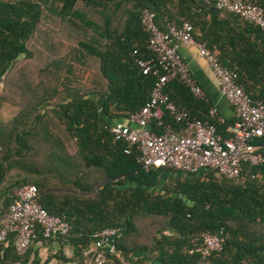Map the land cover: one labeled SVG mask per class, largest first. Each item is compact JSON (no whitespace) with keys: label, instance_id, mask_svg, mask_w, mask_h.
Returning <instances> with one entry per match:
<instances>
[{"label":"trees","instance_id":"trees-1","mask_svg":"<svg viewBox=\"0 0 264 264\" xmlns=\"http://www.w3.org/2000/svg\"><path fill=\"white\" fill-rule=\"evenodd\" d=\"M246 1L264 9V0ZM146 9L165 33L171 24L190 23L196 41L238 73V85L252 100L264 104V30L218 9L214 0H0V106L34 113L26 135L8 142L0 137V219L18 203L22 188L41 182L35 185L39 203L70 225L68 234L50 238L38 225L24 254L15 248L17 233H10L0 264H26L38 244L56 251V264H92L96 235L107 228L122 234L115 239L117 253H108L109 264H264V163H244L238 180L210 168L194 175L145 170L141 152L134 147L127 154L129 144L112 133L114 121L145 106L157 81L138 63L155 58ZM165 93L191 121L209 122L224 136L236 121L212 116L208 97H196L179 78ZM163 112L161 122L151 125L154 133L182 129L165 106ZM36 129L54 140L55 153L67 152V181L60 184L65 195L53 193L44 178L59 173L61 162L49 163V173L14 172L25 158L20 148L27 154L37 148L28 144ZM251 144L264 157V137ZM205 234L222 239L221 251L207 259L191 254Z\"/></svg>","mask_w":264,"mask_h":264},{"label":"built area","instance_id":"built-area-1","mask_svg":"<svg viewBox=\"0 0 264 264\" xmlns=\"http://www.w3.org/2000/svg\"><path fill=\"white\" fill-rule=\"evenodd\" d=\"M214 2L218 9L234 13L264 30L262 7L246 0ZM143 19L150 36L149 48L155 58L139 60L138 63L144 75L153 74L157 81L145 106L129 119L119 121L112 127L115 138L129 144L125 152L130 154L132 148L136 147L141 152L140 161L145 170L158 168L194 175L210 168L233 180L240 179L244 163L254 166L263 164L264 157L257 154L258 148L251 141L264 137V104L252 100L238 85V73L225 68L216 53L210 51L205 43L196 41L195 30L190 23L181 26L171 24L165 33L159 29L155 14L149 9L144 10ZM181 45L197 48L198 55L206 60L213 71L222 95L234 108L236 121L228 127V136L220 134L209 122L191 121L186 112L178 111L165 93L167 84L179 78L196 97L206 96L180 54ZM164 106L183 125L181 130H169L166 134H156L151 130L154 122H161ZM215 114L216 110H211V115ZM38 225L45 229L47 238L66 235L70 231L65 218L50 214L39 203L38 188L28 185L19 191L18 203L12 205L0 219V249L10 233H17L15 248L19 254L26 253L35 238ZM121 235V230L117 228H107L98 233L92 264H109L108 253H117L115 239ZM221 249L220 237L205 234L202 243L193 248L191 254H201L207 259Z\"/></svg>","mask_w":264,"mask_h":264},{"label":"crops","instance_id":"crops-1","mask_svg":"<svg viewBox=\"0 0 264 264\" xmlns=\"http://www.w3.org/2000/svg\"><path fill=\"white\" fill-rule=\"evenodd\" d=\"M180 54L182 55L184 61L189 65L194 79L202 87L206 96L214 105L220 120L222 122H231L235 120L234 108L222 95L220 89L218 88L213 71L206 60L198 55L197 48L192 45H181ZM2 90L3 84H0V92H2ZM14 106H12L10 103H3L0 106V137L2 138V142H4L5 139L6 142H8L13 137H23L26 135L29 129L32 128L31 125L34 114L33 110L31 109L32 111L28 110L24 112L23 107L20 108L17 105L15 107ZM14 120L16 121L15 126H11L10 123ZM28 144H30L32 147H37L28 154L23 150V144H18V142L13 144L15 147L17 145H21L22 148H20L21 150L19 154L25 156L23 159V165L21 164V166H17L15 173H18L23 169V171H27V169L29 170L30 168H33V170L38 169L41 172L49 173V163L52 165L54 161L61 162L62 164L57 166L59 173L44 175V178L46 179V185L51 187L50 189H52L53 193L64 195L67 194L66 186L61 188L60 185L62 183L61 181H67V168L65 166V162L67 161V152L65 150H59L58 153H55L51 147L55 145L54 140L42 135L38 129L31 133ZM42 144L45 146L44 148H40V145ZM39 183L33 182V184L36 186H38ZM68 192L72 193L70 191ZM2 205L3 204H0V209H2ZM10 205H8L7 208H9ZM55 253L56 251L38 244L35 251L32 253L29 262L26 264H33L35 262L44 264L46 261L52 258ZM65 254H67V257H71V250L67 248V250H65ZM57 262L58 261L55 258H52L51 264H56Z\"/></svg>","mask_w":264,"mask_h":264},{"label":"rangeland","instance_id":"rangeland-1","mask_svg":"<svg viewBox=\"0 0 264 264\" xmlns=\"http://www.w3.org/2000/svg\"><path fill=\"white\" fill-rule=\"evenodd\" d=\"M54 18H57V19H59V17H57V15H55L54 13H53V15H52ZM66 50H63V56H65L66 55ZM53 58L52 57H50V59H49V61H51ZM84 69H85V67H84ZM82 71V70H81ZM85 74V73H84ZM82 80H84V77H83V79ZM12 105V104H11ZM12 106H14V105H12ZM16 106V105H15ZM14 106V107H15ZM20 107V106H19ZM21 108V107H20ZM116 121H114L113 123H115ZM56 152H59V150H57ZM30 164V163H29ZM15 172V171H14Z\"/></svg>","mask_w":264,"mask_h":264}]
</instances>
